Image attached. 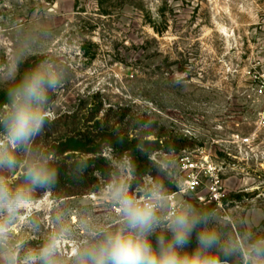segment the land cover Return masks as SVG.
I'll list each match as a JSON object with an SVG mask.
<instances>
[{
	"label": "rangeland",
	"instance_id": "374dc122",
	"mask_svg": "<svg viewBox=\"0 0 264 264\" xmlns=\"http://www.w3.org/2000/svg\"><path fill=\"white\" fill-rule=\"evenodd\" d=\"M45 60L57 65L62 85L46 105L49 123L37 138L43 151L44 139L52 144L92 128L109 108L122 110L123 125L146 123L168 141L170 152L153 159L176 187L164 190L170 205L210 206L225 238L264 236V80L257 74L264 72V0H0V77L18 61L23 71ZM7 87L0 84V101ZM76 110L75 121L53 123ZM115 121L111 128H119ZM104 156L118 169L111 184L127 183L133 194L154 184L136 183L121 167L128 160ZM109 185L68 200L36 190L8 246L38 247L59 218L71 229L62 264H72L84 225L119 226Z\"/></svg>",
	"mask_w": 264,
	"mask_h": 264
},
{
	"label": "clouds",
	"instance_id": "9594fccd",
	"mask_svg": "<svg viewBox=\"0 0 264 264\" xmlns=\"http://www.w3.org/2000/svg\"><path fill=\"white\" fill-rule=\"evenodd\" d=\"M0 84L8 85L0 101V264H62L61 250L71 229L59 218L38 247L24 250L26 241L8 246L12 226L35 205L36 190H51L59 182L37 138L49 122L46 105L50 93L61 87L62 74L53 62L21 71L18 61ZM121 167L130 173L133 164L125 161ZM5 173L17 174L22 182L13 183ZM107 196L116 206L119 226L84 225L85 239L73 246L72 264H264V236L222 237L212 225L211 210L191 201L170 205L158 183L138 188L136 194L127 183H113Z\"/></svg>",
	"mask_w": 264,
	"mask_h": 264
},
{
	"label": "trees",
	"instance_id": "16d2710c",
	"mask_svg": "<svg viewBox=\"0 0 264 264\" xmlns=\"http://www.w3.org/2000/svg\"><path fill=\"white\" fill-rule=\"evenodd\" d=\"M80 112L76 110L59 115L53 123L60 125L65 121H75ZM122 112L109 108L104 112L103 119L97 120V110L88 120L89 123L97 120L92 128L74 129L52 144L44 139V152L48 156L53 155V166L59 175V182L50 190L58 200L92 196L114 181L118 169L104 156L106 151H111L119 160L132 162L131 175L136 183L151 178L154 184L162 185L164 190L176 192L172 179L153 159L155 154L170 152L168 141L163 142L155 127H147L146 123L132 126L133 122L129 121L123 125L126 113ZM114 119L118 120L115 122L119 128L110 127ZM150 137L156 140H149ZM200 208L210 210L211 207ZM195 245L193 238L192 246Z\"/></svg>",
	"mask_w": 264,
	"mask_h": 264
},
{
	"label": "built area",
	"instance_id": "2783aa9c",
	"mask_svg": "<svg viewBox=\"0 0 264 264\" xmlns=\"http://www.w3.org/2000/svg\"><path fill=\"white\" fill-rule=\"evenodd\" d=\"M262 64H264V60H261V62H259V64H258V66H262ZM257 74H258V77H259V79H261V80H264V72H257Z\"/></svg>",
	"mask_w": 264,
	"mask_h": 264
}]
</instances>
